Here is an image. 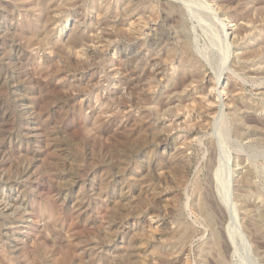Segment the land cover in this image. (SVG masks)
<instances>
[{"label": "rangeland", "instance_id": "rangeland-1", "mask_svg": "<svg viewBox=\"0 0 264 264\" xmlns=\"http://www.w3.org/2000/svg\"><path fill=\"white\" fill-rule=\"evenodd\" d=\"M0 1L10 7L0 12V264H15L21 254L18 249H27L31 255L35 241L44 248V261L55 262L70 241L66 223L57 219L67 218L63 213L69 212L74 204L67 202L65 195L71 200L78 197L85 207L83 216L94 218L100 227L109 229L110 224L104 220L108 217L103 215L107 199L100 200L95 194L103 196L99 174L108 164L115 163L118 153L131 156L126 170L119 172L112 168L111 172L114 180L127 190L129 187L136 190L141 180L138 175L147 168L151 172V165L156 164L151 174L148 173L150 184L142 185L145 190L140 193L142 204H134L123 216H117L125 224V232L142 230L147 240L141 245L143 260L159 264L152 251L153 246L160 247L166 242L163 228L171 232L179 224H186L190 235L185 245L172 247L176 254L170 264L224 261L223 264H264L241 212L242 197L236 188V181L248 171L254 184L249 188L250 201L257 205L258 214L264 213V147L254 141L260 138L259 132L250 136L253 140L235 134L236 127L246 121L264 125V75H251L250 64L243 68L244 72L236 70L235 64H242L238 60L241 47L232 44L231 30L224 27L226 17L231 16L225 14L216 0H102L104 8L111 7L102 15L94 10L88 12L85 5L74 10H56L59 18L70 13L72 20L85 21L91 34L100 26L118 32L119 39L113 48L97 49L98 60L91 56L74 57L69 51L59 50L58 30L54 27L49 28L44 41H30L23 36L25 33L21 34L22 27L28 21L32 23L29 29L40 26L43 12L34 11L29 5L31 0ZM257 1L239 0L241 8L255 20L252 32L248 33L251 37L247 43L251 48L264 41V6L257 10ZM129 6L139 8L131 14L125 10ZM112 8L118 14L115 19L114 14H109ZM164 11H174L177 18L165 20ZM132 16L139 21L149 20L145 38L122 28L124 19ZM260 32L261 36H257ZM185 43L203 67L205 79L212 80V87L216 86L214 98H210L213 107L208 102L206 105L205 99L202 101L195 84L181 93V84L190 78L182 72L174 73L176 65L169 55ZM260 65L264 68V57L256 59L254 66ZM132 68L139 72L131 77L135 86L130 90L124 83L130 78ZM219 88L221 91L225 88L228 95L223 96ZM229 93L236 94L241 103L230 104ZM249 101L256 111L244 108ZM234 114L241 119L239 124L234 123ZM141 138L149 144L145 151H139V145L130 146ZM49 142L55 149L49 147ZM172 154L177 157L175 166L171 165ZM240 161L242 165L237 166ZM71 164L88 166L95 173L74 186L69 177ZM53 174L64 177L54 178ZM92 178L96 183L94 189L89 184ZM48 191L59 193L63 210L48 200ZM46 204L48 213H43L38 205ZM221 233L222 242L228 245L224 243L221 249H215L210 245L215 235ZM14 244L19 247L14 248ZM29 259V263L41 264L32 257Z\"/></svg>", "mask_w": 264, "mask_h": 264}, {"label": "bare ground", "instance_id": "bare-ground-1", "mask_svg": "<svg viewBox=\"0 0 264 264\" xmlns=\"http://www.w3.org/2000/svg\"><path fill=\"white\" fill-rule=\"evenodd\" d=\"M151 2H153V1H151ZM216 2L218 3V6L222 10L223 9L225 10V12H226L225 14L226 15L229 14L231 16L230 18H232V19H230V18H227L226 17V20L228 19V21H225L226 22V25L224 26L225 28L226 27L228 28L227 29L228 31L231 30L230 36H233V43L232 44H236L238 47H241V55L238 56V60L242 64H235L236 70H242L244 72L245 69L243 70V68L249 66L248 67V68H250L249 73H251V75H256V76H261L262 74L264 75V68H262L261 65H260V67H255L254 66L256 59H259V58H263L264 57V41L262 40L261 43H258V45L256 46V48L249 47L248 46V43H247V41L250 40L249 37H251V36H249L251 34L248 35V33L249 32L250 33L252 32V29L254 28V25H255V22H254L255 20L253 21V19H250V12H247L246 10H244L245 8H241V6L239 4V0H216ZM102 4H103L102 0H31L29 2V5L33 8L34 11H37L39 13H42L43 12L44 19L42 20V24L40 26L35 25L34 27H32L30 29L28 27H29V25H32V23L30 21H28L22 27V29H23L22 31L23 32H21V34L23 35V33H25V35H23V36H25L26 38L29 37L30 41L36 40V42L37 41L38 42H42V41H44L43 39H45L46 37H48V35L50 33L49 28L50 27H54V29L58 30L57 31L58 32V38H57V40L59 39V41H57V40L56 41H57L58 44L60 43V46L59 47H61V49H59V50H63V52L69 51L72 55H74V57L76 56V57H81L82 58V56H84V57L85 56H89V57L91 56V57L94 58V60L95 59L98 60V58L100 57L99 56L100 54L98 55L97 49L101 48V49H105L106 51H108V49L113 48L114 47L113 45L116 44L117 40L119 39L118 32L117 31H114V30H111L110 31V30H107V29L103 28L102 26H100L95 31L93 30L94 32L91 34V33H89L90 31L88 30L89 29V26H88V24L85 21H80V20H76V19H73L72 20L69 17V16H72V15H70V13H66L65 18H62V17L59 18L58 15L55 13V11L56 10H60L61 8H65L67 10H74L78 6L85 5V6H87L86 8H87V11L88 12H92V10H94L96 14L102 15V14H104L103 12L106 11L107 9H109V7H110V6L109 7L106 6V8H104V6ZM98 5H100V6H98ZM139 6H137V8L136 7H133V6H129L125 10H126V12H131V14H132V12L134 13L136 11L135 9H138ZM263 6H264V0H259V1H257L255 3V7H256L257 10L261 9ZM9 8H10L9 5H7V4H3V3L0 4V12H1V10L3 11V10H7ZM140 8H142V7H140ZM151 9L154 10V8H151ZM115 11H117V10H115ZM120 12H122V11L120 10ZM150 12L152 13V11H150ZM50 13L52 14V16L50 15V17H48L47 15H49ZM140 13H142V12H140ZM164 13H166V19L165 20L171 21V19L173 20V19L177 18L176 13L174 11H168V12H165L164 11ZM109 14L110 15L114 14L113 15V18L114 19L118 17V14H116L114 12V8H112L109 11ZM121 14H123V12ZM125 14L126 13H124V15ZM134 15H136V14H134ZM128 17L124 19V20H126V22L122 24V28H125V31L130 32L131 34L133 33L135 36H137L139 38L140 37H144L145 38L146 37V32L145 31L149 28L148 27V25H149V22L148 21L149 20L148 21L147 20L141 21L143 19L142 18L139 21L138 19H134L135 16L134 17L132 16L133 17V18L131 17L132 19L131 18H128ZM39 18H40V16H39ZM120 18H122V17L120 16ZM139 18H141V17L139 16ZM151 19L152 18H150V20ZM111 20H113V19H111ZM155 21L157 22V20H155ZM35 22L37 23V20H35ZM150 22H152V21H150ZM152 23H150V25ZM48 25H50V26H48ZM141 25H143V26H141ZM171 27H173V26H171ZM44 29H45V31H44ZM153 30H154V28H153ZM254 30H256V29H254ZM160 31L162 33V30H160ZM161 33L159 32V34H161ZM148 34H149V32H148ZM157 35H158V33H157ZM257 36H261V32ZM4 40L6 42L8 39L5 38ZM4 55H5V53H4ZM169 56H170L169 57V60H171V62L174 65H176L175 66L176 68L174 67L175 68L174 69L175 70L174 73H176V72H182L186 76H188V78H190L188 81L186 80V83L183 82L184 83L183 86L180 83L181 84L180 87H182L181 93L182 94L183 93H186V91H188L190 89L189 87L194 86L193 84H195L194 88L195 89L198 88L199 90L198 89H197V91L195 89L194 90L197 92V94L200 96V98H203L202 101L205 99L206 100V105L209 103L210 106L213 107L212 105L214 104V102H213V99L210 100V98L213 97L212 96V93H213V90H215L216 86H215V88L212 87V86H214V85L211 84V81L212 80H210L209 78H208L209 80H206L205 79V75H204V73L202 71V68L203 67L201 68L200 65H199V62L193 57V54L191 53V51H190L187 43L183 44L181 46V48L178 49V51H172V53ZM239 61H238V63H239ZM174 62H176V63H174ZM248 64H250V65H248ZM258 64H260V63L258 62ZM2 69L5 70L6 68L3 67ZM138 72L139 71L136 68L130 69V71H129L130 78L126 81V83H124L128 89H130V90H133L134 89V86L135 85H134V83L132 81L133 79L131 77L136 76L138 74ZM154 73H156V72H154ZM153 75H155V74H153ZM179 78H181V77H179ZM3 84H5V83L3 82ZM257 86H258V84H257ZM220 87H222V86H220ZM219 90L221 91L220 88H219ZM220 93L223 96H225V97L228 95V91L225 88H223ZM231 93H232V91H231ZM230 95L232 96V94H230ZM230 95H229V97H230V99H229L230 104H235L236 102L241 103L238 100L240 98L237 99V97H235L236 94L234 96H232V97ZM217 101H218V99H217ZM218 103H219V101H218ZM247 103L244 106V108H247V109H250V110L254 108V107L250 106L252 102H250V104H247ZM252 105H254V104L252 103ZM242 107H243V105H242ZM255 107H257V106L255 105ZM260 107H258V108H260ZM255 109H253V111ZM208 110H209V108H208ZM240 110H244V109H240ZM250 110H249V112H250ZM257 112H260V111H257ZM257 112L255 114H257ZM208 115H210V114H208ZM208 115L206 113V116H208ZM234 116L236 117L235 114H234ZM201 120L202 119H200L199 122ZM234 121H235L234 123L239 124L241 122V119L239 117H236ZM199 122L197 121V124ZM259 123H260V121H259ZM261 124L262 123H260V125L259 124L257 125V124H253V122L246 121L245 123L239 124V126L236 127L237 130H236L235 134L237 133L239 135V138H243L244 137V139H245L247 136L250 137V136H253L255 134V132L257 134L259 132L260 138H258V139H254V137H252V138L254 139V141L256 140L255 142L257 143V145L260 144L262 147H264V125H261ZM200 125H202V124H200ZM233 130H235V129H233ZM242 131H245V133H242ZM152 133L154 134V132H152ZM145 134H143V135H145ZM256 135H254V136H256ZM144 138H141L140 140H137L136 139L137 142L131 143L130 146H134V145L137 146V145H139L140 147L137 146L138 148H141L139 151H145L146 149H148V145L149 144L147 145V141ZM250 138H249V140H250ZM161 143H163V142H161ZM50 145H51V149H53L54 146H53L52 142H49V147H50ZM136 146H134V147L137 148ZM151 154H153V153H151ZM148 155H150V153ZM130 157L131 156H129V153L126 156L124 154L123 155H119V153H118L116 155V158L117 159H116L115 163H112L111 165L108 164V168L107 169H103V171L101 170L102 172L99 174V177H98V179H99L98 182L101 184V187L103 189V196H101L98 193L95 194V195L98 196V198L100 200L103 199V198H105V197L107 199L105 201L106 202L105 203V207L106 208L104 209L105 212H103L105 214H103V215H105V216L108 217V218H104V220H106V222L110 224L111 227L109 226L110 227L109 229H104L102 226L100 227L98 223H97L98 224L97 225L94 218H89L87 216H83L85 214V211L83 212V209L85 207H84V204L82 203L81 200H77V199H79L78 197L75 198V199H73V200H71V198H70L69 195H65L66 201L67 202H71L72 201V202H74V204L72 206V209L69 212L64 211L63 216H67V218H59L60 216H58L57 219H58V221L59 220H63L66 223V225L68 227V233H69L70 241H69V244L66 246V248L64 249L63 252L61 251L62 249L61 250L59 249L61 251V253H58V256L56 257L55 262L53 264H149V262L147 263L142 258L141 245L144 244L143 241L147 242V240H145V238L143 236L142 230L139 229L136 232L135 231H132V232L130 231V233L125 232L126 231V230H124L126 228V227L124 228V225L125 224H123V223L121 224V221H118L117 220V219H119V218H117V216L118 215L123 216L124 215V212L126 210L127 211L130 210V208L134 204H137V203H141L142 204V200L143 199H141L140 193H142L143 191H145L144 190V187L142 185L144 184V182H147L146 184H150L148 182L151 180V176L148 173L151 174V172L154 169V167H155L156 164L154 165V163H153V165H151L152 166V168L150 167L151 168V172H149L148 171V168H147V169H145L144 172L142 171L143 173H142L141 176L138 175L139 177H141L140 178L141 180L139 179L140 182H139V184H137L138 186H137V189L136 190L134 188H131V187H129L128 190H127V188H124V185L122 186L121 183H119L117 180H114L113 175H112L111 172H112V168L116 169V171L119 170V172L122 171V170H124L126 168V165L129 164V162H131L130 161ZM150 157H151V155H150ZM175 157L176 156L173 155V154L170 156V159L172 161L171 162V165H174V166L177 163V162H175ZM242 159H244V158H242ZM51 160H52V158H51ZM240 162H241V164H239ZM240 162L236 163L237 166L242 165L243 162L242 161H240ZM52 163L55 164V162H52ZM59 163L60 162H58V163L56 162V164H59ZM244 163H245V161H244ZM71 167H70V170H72V171H70L71 173H70L69 177L71 176L72 179L70 181H71V183L74 186H78L81 183V179L82 178H85V176L91 177V175H93L95 173V171L92 168H89L88 166H81V167H79L76 164H71ZM55 168H56V166H55ZM243 168H242V170H244ZM246 168H247V166H245V169ZM24 172H26V171H24ZM47 172H50V171H47ZM27 173H28V171H27ZM242 174H244V173H242ZM242 174H240L238 176L240 177ZM53 177L54 178H58V177L61 178V177H64V176H62L61 174H53ZM251 178H252V176H251ZM136 179H137V177H136ZM250 180H251L250 179V175H249V173L247 171V172H245L244 175H242L236 181V186H237L236 188L241 193V194H239L242 197L240 209H241V212H243V215H244L243 217L247 219V221H246L247 222V225H248L247 227L249 228V231H250V233L252 234V237L255 240L254 246H256V248H257V251L256 252H258V256L260 255L264 259V213L263 214H258V212H257L258 211L257 205L253 204L255 202L252 201L253 202L252 203L250 201V193H249V190L250 189L249 188L253 184L252 183L253 180H251L252 182ZM31 183H33V182H31ZM89 184H90V187L91 188L95 187V184H96L95 183V179L92 178L90 180ZM146 188L147 187H145V189ZM252 188H253V186H252ZM253 189H255V188H253ZM150 191H151V189H150ZM17 192L19 193V191H17ZM146 192H147V190H146ZM24 193H25V191L22 192V194H24ZM252 194L254 195V193H252ZM46 196H48V200L51 203H53L52 205H54V202H55V204H57V207L60 206L58 208L60 210H63V208H62L63 205L62 204H64V203H62V204L60 203L61 197H60L59 193L57 194V193H53V191L52 192L48 191V193L46 192ZM47 204L46 205H41V206L38 205L39 210H41V212H43V213H48V209H49L48 206L49 205H47ZM220 207H218V208H220ZM202 209L204 210V208H202ZM58 212H60V211H58ZM220 212H222V211H220ZM230 213H231V210H230ZM209 214H206V216L209 215ZM60 215H62V214H60ZM231 215L232 214H230V216ZM17 216L18 215H16V217ZM54 216L55 215L53 214L52 217H54ZM210 216L213 217L212 215H210ZM219 216L220 215H218V217ZM101 219H103V218H101ZM124 219H125V221L127 220L126 217ZM209 219H211V218H209ZM21 220H22V218H21ZM48 220H50V219H48ZM120 220H121V218H120ZM219 223H220V221H219ZM223 224L224 223H221L222 226H223ZM178 226H177L178 228L176 230L171 231V232L166 227H164L163 228V230H164L163 232L164 233H162V237H165L166 242H162V245L160 247L159 246L158 247H154L153 246L154 249L152 251V255L155 254L154 257H157L158 258V261L160 262V263L158 262L159 264H170V261H172L173 258H174V256H175L174 254H176V253H173L172 247L174 248V247H176L178 245H181V247H182L183 245H185V243H186V241L188 239V236L190 235L189 229H188V227H186V224L185 225L184 224H179ZM219 227H217V229ZM135 230H137V229H135ZM222 231L225 232V230H222ZM247 232H248V230H247ZM213 233H215V231H213ZM220 235H222V233L215 235V237H214V239H213V241H212V243H211L210 246L215 247V249H216V247L218 249H221L222 248V246L225 243V241L222 242ZM147 238L148 237H146V239ZM222 239H225V238H222ZM16 241L17 240H15L14 242H16ZM39 241H40V239H39ZM16 243H18V241ZM227 245H228V243H227ZM227 245L225 246V248L227 247ZM9 246H12V245H9ZM145 246H146V244H145ZM210 246H209V248H211ZM16 247H17V245H15L14 248H16ZM149 248H151V247H149ZM178 248H180V247H178ZM18 250L21 251V252H18V253H21V254H19L20 257H18V259L14 261L15 264H33L32 261L29 263V261H30L29 257H32L34 260L39 261V263L41 261V264H50V263L44 261V257H42V255H44V251H43L44 248H43L42 245H40L39 242L37 243V241H35V243H34V250H33V252H32L31 255L28 254V250L27 249H25V250L24 249L23 250L18 249ZM14 252H15V250H14ZM29 252H31V251H29ZM215 253H218L219 254L221 252H217L216 251ZM217 257L219 258V255H217ZM220 257H222V256H220ZM223 258H225V256ZM19 259H21V262L19 261ZM22 259H23V261H22ZM33 259H31V260H33ZM217 260L218 259H216V261ZM218 261L220 262L222 260L220 259ZM224 262H226V261H224ZM219 264H221V262Z\"/></svg>", "mask_w": 264, "mask_h": 264}]
</instances>
